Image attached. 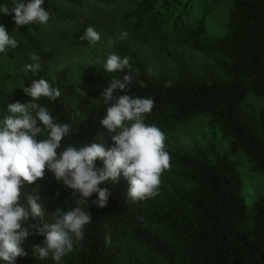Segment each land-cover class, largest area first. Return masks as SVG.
<instances>
[{"label": "trees", "instance_id": "16d2710c", "mask_svg": "<svg viewBox=\"0 0 264 264\" xmlns=\"http://www.w3.org/2000/svg\"><path fill=\"white\" fill-rule=\"evenodd\" d=\"M197 3L199 19L194 20ZM66 4L68 11L63 8ZM220 5L226 7L224 31L210 39L206 17ZM77 6V0H45L43 5L50 18L66 26L76 22ZM126 20L134 32L146 29L164 42L187 47L209 60L199 63L172 45L147 50L129 42L114 43L112 54L129 59L126 73L132 83L127 94L151 97L155 102L146 123L164 133L170 165L161 174L158 195L142 201H127L128 184L123 177L100 185L110 192L108 203L101 209L92 203L95 194L89 200L92 223L63 264H264V198L248 210L236 165L212 146H181L176 134L190 119L205 117L232 153L242 152L254 173H264V104L257 114L242 107L249 95L264 101V0H135ZM0 22L15 25L11 16L0 15ZM38 29L39 24L25 25L18 34L29 42ZM16 49L4 60L0 57V83L4 85L0 97L23 92L22 86L32 79L45 78L61 91V97L54 104L40 102L57 122L72 125L71 139L66 142L111 147V137L100 123L105 108L78 105L76 97L99 99V92L113 77L126 73L105 72L102 66L108 56H98L96 69L74 85L68 69L52 70L53 53L38 54L41 68L34 74L17 64ZM96 166L102 168V162ZM39 191L54 211L67 212L75 206L73 191L47 170L34 184L25 182L21 200ZM40 202L46 215L32 222L42 225L52 214ZM42 240L29 237L22 244L27 255L17 258L16 264H52L33 255V246Z\"/></svg>", "mask_w": 264, "mask_h": 264}, {"label": "clouds", "instance_id": "9594fccd", "mask_svg": "<svg viewBox=\"0 0 264 264\" xmlns=\"http://www.w3.org/2000/svg\"><path fill=\"white\" fill-rule=\"evenodd\" d=\"M45 0H9L0 3V15L11 16L16 28L39 24L46 26L49 11L43 7ZM125 38L127 33H121ZM88 44L99 42L100 34L88 27L81 37ZM18 40L0 24V54L7 55L16 49ZM32 63L25 64V71L37 73L40 57L33 53ZM107 73H126L129 59L111 54L103 63ZM132 76L113 77L99 92V99L92 104L105 108L102 127L111 137L112 146L102 143L74 145L72 125L57 122L42 99L55 103L61 91L45 78L32 79L22 86L31 102H3L0 108V264H16L17 258L27 253L22 244L32 236L43 237L34 245L33 255L40 261L63 264L65 257L75 251L84 239V229L92 223L89 200L104 208L110 192L100 185L116 183L123 177L128 184L127 201H142L158 195L160 177L169 168L170 154L165 150V135L155 125L146 123L147 114L154 107L151 97L127 94ZM170 86V84L168 85ZM101 161L103 167L97 168ZM65 188L73 191L75 206L67 212L58 208L49 222L33 223L45 217L44 206L38 194L21 200V189L42 179L45 171Z\"/></svg>", "mask_w": 264, "mask_h": 264}, {"label": "rangeland", "instance_id": "374dc122", "mask_svg": "<svg viewBox=\"0 0 264 264\" xmlns=\"http://www.w3.org/2000/svg\"><path fill=\"white\" fill-rule=\"evenodd\" d=\"M78 6L74 9L76 22L66 26L59 24L55 19L50 18L46 26L39 25L36 33L31 34L29 42L24 41L18 32H13L16 28L13 24H3L10 35L15 37L20 43L16 51L17 64L24 67L30 64L31 54L53 53L54 59L51 62L52 70L68 69L70 71V81L74 85H79L85 79L89 70H95L97 67L98 56H109L112 54V47L115 42H129L142 49L159 50L164 46H171L172 43L164 42L153 32L142 29L134 32L130 21L126 20V15L134 7L135 0H77ZM66 11L70 9L69 5L63 7ZM183 8V7H182ZM200 11L199 4L194 8L192 19H199L197 13ZM225 6L218 8L206 17L205 27L210 39L222 36L225 26L224 13ZM197 15V16H196ZM202 16V15H201ZM94 28L101 36L99 42L88 44L82 40L83 32L88 28ZM127 33L125 38H121V33ZM183 50L187 56L193 57L199 63L208 61L206 57L194 53L187 47H171ZM12 49H9L8 53ZM7 55L0 54L2 60ZM4 85L0 83V93ZM28 99L23 92H6V95L0 97V108L6 103L19 101L25 103ZM92 99L78 94L76 103L85 107L98 108L93 105ZM264 101L249 95L242 103V107L254 114L262 108ZM177 137L181 146L191 148L195 145L212 146L215 150L226 155L237 168L239 178L242 184V195L248 210L261 199L264 198V173H254L249 159L242 153H232L229 143L222 136L208 127V120L205 117L196 116L186 123L182 124L176 130ZM40 200L43 202L48 212L53 214L54 207L42 191L38 192Z\"/></svg>", "mask_w": 264, "mask_h": 264}]
</instances>
